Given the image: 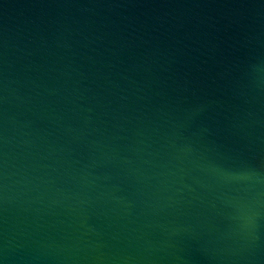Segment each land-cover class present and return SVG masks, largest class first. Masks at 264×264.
<instances>
[{
    "label": "water",
    "instance_id": "obj_1",
    "mask_svg": "<svg viewBox=\"0 0 264 264\" xmlns=\"http://www.w3.org/2000/svg\"><path fill=\"white\" fill-rule=\"evenodd\" d=\"M0 264H264V0H0Z\"/></svg>",
    "mask_w": 264,
    "mask_h": 264
}]
</instances>
